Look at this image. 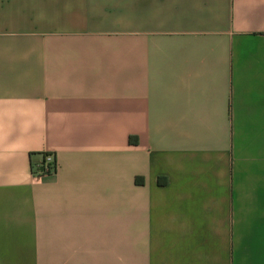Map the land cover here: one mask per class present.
I'll return each instance as SVG.
<instances>
[{
  "label": "crops",
  "instance_id": "crops-1",
  "mask_svg": "<svg viewBox=\"0 0 264 264\" xmlns=\"http://www.w3.org/2000/svg\"><path fill=\"white\" fill-rule=\"evenodd\" d=\"M45 257L264 264V0H0V264Z\"/></svg>",
  "mask_w": 264,
  "mask_h": 264
},
{
  "label": "built area",
  "instance_id": "built-area-1",
  "mask_svg": "<svg viewBox=\"0 0 264 264\" xmlns=\"http://www.w3.org/2000/svg\"><path fill=\"white\" fill-rule=\"evenodd\" d=\"M42 156L40 163L33 167V176L36 180H41L45 176L57 171L58 162L55 153L52 151H44Z\"/></svg>",
  "mask_w": 264,
  "mask_h": 264
},
{
  "label": "rangeland",
  "instance_id": "rangeland-1",
  "mask_svg": "<svg viewBox=\"0 0 264 264\" xmlns=\"http://www.w3.org/2000/svg\"><path fill=\"white\" fill-rule=\"evenodd\" d=\"M30 264H73L71 261H66L65 259H57V258H48L45 257L44 259H39Z\"/></svg>",
  "mask_w": 264,
  "mask_h": 264
}]
</instances>
